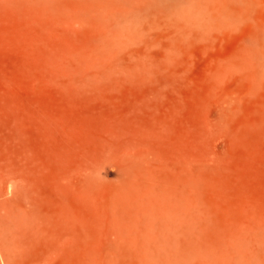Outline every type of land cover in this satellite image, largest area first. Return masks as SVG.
<instances>
[{
  "label": "rangeland",
  "instance_id": "rangeland-1",
  "mask_svg": "<svg viewBox=\"0 0 264 264\" xmlns=\"http://www.w3.org/2000/svg\"><path fill=\"white\" fill-rule=\"evenodd\" d=\"M90 3L0 0V240L12 224L22 264H77L90 244L95 259L133 264L148 218L168 208L198 213L207 244L233 226L262 231L264 68L244 53L264 0L178 40L156 16L113 56Z\"/></svg>",
  "mask_w": 264,
  "mask_h": 264
},
{
  "label": "bare ground",
  "instance_id": "bare-ground-1",
  "mask_svg": "<svg viewBox=\"0 0 264 264\" xmlns=\"http://www.w3.org/2000/svg\"><path fill=\"white\" fill-rule=\"evenodd\" d=\"M83 1L86 2L87 4H89L90 2L96 3L97 1V4H99L98 5L99 10H101L100 12L102 13L100 15V20L98 19V24L101 27L102 33L101 31L99 32L100 35L97 37V43L99 42V47L103 51L102 54L104 56L105 51L106 52L112 51L110 53H107V55L111 53L116 55L117 53H114L115 50H118L117 52H119V54L123 53L124 47L126 46L125 44L126 43L128 44V42H130L129 40H135L136 38L143 36L149 30V28H147L146 25L150 27L149 22L151 21V24H153L155 21L154 17L156 16H159V17L161 16L160 18L164 17L165 19L167 18L166 21L169 20L168 21L169 23L168 22L167 24L164 23L166 26L170 23L173 24V27L175 26L173 28V29L176 28L174 30L175 39L181 38V37L183 38L187 34H188L187 36H189V34L201 36L207 33L210 29H212L213 26L217 24L227 23L230 20H234L242 16H245L249 11L248 8L254 5V3L257 0H83ZM92 3H90L89 5L90 9L92 8L91 7ZM98 6H97V9H98ZM94 9H96V7ZM109 14L114 19V22L112 24L108 22L109 18L106 17V15H109ZM95 17L97 16H94V19ZM109 21H112V20H109ZM168 27H172V26L170 25ZM171 36H169L168 40L170 39ZM173 38L171 37V39ZM139 41H141V39H139ZM120 49H122L123 52L120 51ZM97 51H98L97 53H99V50ZM113 54L111 55L113 56ZM99 57H100V54H99ZM107 59H109V57ZM142 59L144 60V58ZM244 60L248 62L249 61L252 62L256 66L262 68L261 71H263V68H264V27H259L257 31L254 33V35L251 37L249 41V45L244 53ZM98 63H99V59H98ZM108 66H110V64ZM124 66L120 68H123ZM101 71L102 70H100V72ZM190 201L191 200H189V202ZM190 209H189V212L184 210L185 211L184 213L187 212L186 214H183V212L180 211L182 213L181 214L177 210H176L177 212L174 211V209H173L174 213H172L171 210L169 212V208H168L167 209L168 213L167 211H165L166 213L161 212L162 214H160V216L157 215L159 216L157 219H156L157 216H155V220H154V217L151 216L152 215L151 214L150 218L148 219L152 218L154 221L153 220L149 221L147 219V215L149 217V214L153 213L152 211L151 212L149 211L150 213L148 212L149 214L147 213V215L145 214V217L147 219L146 221L147 222L149 221L148 224L150 223V227H149L151 230L150 232L153 231L155 235L154 233L153 234H151L150 232L148 233L149 234L148 244H147V240L143 242L144 237L145 236L147 237V235H144V237L141 236V238L143 239L140 240L139 242L141 243L142 241L143 243H145L146 245L142 243L141 244L144 245L143 248L147 247V249H144L143 251L142 250L143 248L141 247L142 245H139L140 249L142 248L141 249L142 251L140 250L142 253L140 254H143V252L145 254L143 256L144 258L142 260L140 259V262L138 263L135 262V263L136 264H264V232H263L264 229L263 228H262L263 229L262 231H259L257 229L256 230L254 229L253 231L252 230L249 231L246 229L244 230L237 229L238 227L236 228L235 226H233V229L230 228L226 231L224 230V232L220 231L221 232L220 234H215V236L217 235L216 237L211 234L210 236H214V237H211V240H210L211 243L207 244V243H204V241L206 240L205 238L203 242L200 239L203 236L205 237V235H202L200 232L202 229L200 227L202 223L200 222V219L196 216L198 213L195 214ZM161 211H164V210H161ZM204 215L205 214H203V216ZM207 215L210 216L209 214ZM195 217H197V219ZM23 222L20 221L18 224L23 225L24 224ZM144 222L145 221L143 220V223ZM209 224L207 223V225ZM11 225L12 224H10L9 227L7 226L8 228L6 227L7 233L5 234L4 237L2 236L0 240L2 241L1 242L2 250H3L2 252L4 253V256L6 257L5 259L8 260L6 262H8L9 264H22L21 262L22 260L20 261L19 260L20 257L18 258V256L27 251L22 248V244L20 245L19 238L17 237L19 235L17 236L15 235L18 232L14 233V230H13V233H14L13 234L11 233L12 230L8 231L10 230L9 228L11 227ZM144 225L146 224L144 223ZM23 226H25V224ZM223 226L224 225H222V227ZM142 227L144 228L143 225ZM138 234L140 238V235L142 233L140 234L139 232ZM206 237H209V234ZM74 245L75 246L69 245L71 246V248H68V249L72 250L70 251L71 253L75 251L72 248H75L77 244L75 243ZM90 245H87L81 250H79L77 264H111L110 262L112 261L109 259L111 257L109 256L108 258L107 257L108 255L106 256L105 254L103 255V257L104 256L106 257L104 258L100 256L102 258V259L100 258L101 260L95 259V256L91 252V249L88 248V246ZM77 246H80V245H77ZM68 249H67V252H69ZM95 252L97 253V251ZM100 254L102 255L103 253L100 252ZM22 258L23 256L21 257V259ZM137 259L139 260V257Z\"/></svg>",
  "mask_w": 264,
  "mask_h": 264
}]
</instances>
